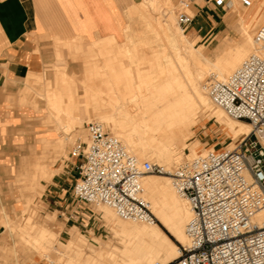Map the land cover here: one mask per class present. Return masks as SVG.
<instances>
[{"label": "bare ground", "instance_id": "obj_1", "mask_svg": "<svg viewBox=\"0 0 264 264\" xmlns=\"http://www.w3.org/2000/svg\"><path fill=\"white\" fill-rule=\"evenodd\" d=\"M135 2L136 9L133 14L130 13L131 17H128L138 26L142 24L141 28L133 30V24L128 26L125 30L126 40L122 42L123 44H117L114 37L110 36L99 39L94 46L97 55L126 56L130 65L136 68L134 72L129 65L125 66L119 62V71L113 72L111 71L113 63L103 65L106 67L105 71H108L104 75L106 76L104 93L107 95L105 100L108 101L109 107L116 109L115 111L108 114L100 113L98 110L104 95L103 97L102 95L99 97L90 95L91 79L97 75L92 72L102 64L96 60V55L94 57L90 54L91 50L94 51L93 47L89 49V55L86 57L91 68L89 66L85 75L71 78L63 71H58L53 84L49 79L41 77L35 79L32 89L43 91L38 93L46 99L45 104L49 113L47 121L54 122L55 128L64 129L67 124L64 133L73 129L77 137L84 141L82 121L84 118L80 111L89 113L90 108L93 114L91 115L97 119L96 121L109 128L139 161L150 158L154 160L153 162L173 168L182 161L181 150L187 146L186 140L193 133V125L199 114L210 112L211 118L224 121L223 117L226 113L210 100L204 90L206 80L209 78L225 79L248 56L263 52L261 46L253 39L258 21H255L252 16L241 22V17H246L252 7H255V14H257L264 8V0H248L249 6L246 9H242L237 0L231 2L230 11L238 17L241 25L240 39L232 42L228 47L218 45L215 55L204 53L201 49H193L187 41L188 38L186 39L184 29L176 24L172 0H165L167 7L164 18L154 15L155 13L152 15L146 9L143 0H135ZM146 2L153 7V11L160 4V0H147ZM134 18L137 19L134 20ZM260 25L264 26V20ZM142 36L144 39H141ZM251 45L253 51L249 53L248 47ZM140 64H146V67L140 69ZM75 79H79L84 87L85 101L82 110L70 89L71 85L76 84ZM132 86L134 88H131ZM90 101L94 102V105ZM128 102L134 103L135 112L128 109ZM88 105L91 107L88 108ZM65 110L71 112L72 120L64 118L62 114ZM233 120L227 122L232 135L235 137L243 133L247 136L250 132L249 123L243 120ZM65 139V136L61 137L56 144L61 152ZM196 147L192 149V154L198 151ZM227 149L232 148L227 147ZM43 171L48 172L47 167ZM162 176L169 180L145 175L141 178V184L154 218L169 230L176 242L171 240L159 223L154 220L148 222L125 220L118 217L110 207L100 205L105 224L109 225L113 235L119 239V245L104 243L103 246H99L92 264H170L178 259L180 248L177 243L182 245L187 243L185 227L191 216V210L187 200L181 197L173 187L171 177ZM5 217V225L11 230L13 222L7 215ZM253 220L258 226H264V208L255 214ZM32 229L33 225L29 216L23 217L17 228L22 239L40 258L45 256L52 261L56 259L59 264H88L90 258L83 262L80 257L83 253L81 238L69 240L70 248L69 251L64 250L66 259H63L59 258L54 251L53 244L57 233L42 226L38 235L32 237ZM4 253L3 262L7 264L11 260V254L9 255L6 250Z\"/></svg>", "mask_w": 264, "mask_h": 264}, {"label": "built area", "instance_id": "obj_2", "mask_svg": "<svg viewBox=\"0 0 264 264\" xmlns=\"http://www.w3.org/2000/svg\"><path fill=\"white\" fill-rule=\"evenodd\" d=\"M193 0H180L177 22L187 25ZM229 0H215L227 7ZM247 5V0H242ZM253 39L262 53L248 56L225 79L209 78L204 90L231 118L249 123L250 132L232 149H208L173 168L139 161L104 124H85L87 141L71 155L80 159L71 195L104 205L125 220L152 221L141 178L169 175L191 216L176 264H264V226L253 218L264 208V26Z\"/></svg>", "mask_w": 264, "mask_h": 264}, {"label": "rangeland", "instance_id": "obj_3", "mask_svg": "<svg viewBox=\"0 0 264 264\" xmlns=\"http://www.w3.org/2000/svg\"><path fill=\"white\" fill-rule=\"evenodd\" d=\"M143 1L147 7L146 9L152 15L155 13L154 15H157L160 18H164L163 17L164 12L167 7L165 0L164 1L160 0V4L158 5L159 8L157 6V9L154 10L155 12L153 11V7L149 6V4L146 2L147 0H143ZM233 1L229 0L228 1L229 6L227 5V7L223 9L224 7L216 5L215 0H193L190 9L188 11V15L191 18V21L187 25H180L177 22V11L179 9L180 0H172V10L176 18V24L178 27L184 29L186 39L188 38L187 41H189L193 49L195 50L201 49L204 53L212 55L214 52L213 49L216 50L218 45L220 44L225 45L229 40L238 41L240 39V31L238 29V26L241 28V25L238 22L239 19L238 17L234 16V12L230 11L231 2ZM237 1L242 9L248 8L249 2L247 5H245L242 3V0H237ZM119 2L124 12L126 24H125V29L121 33V35L117 39L114 38V40L117 44L118 43L123 44L126 40V36H125L126 28L128 26H132L133 24V28H134L133 30H136V29H140L142 24L139 23L140 25L138 26L137 23H133L132 20L129 19L131 17L130 13L133 14L134 10L136 9L135 0H119ZM198 2L200 5H209L208 14L210 15V18H212L215 21V23L218 22L221 23L216 26V30L213 31L212 34H210V36L208 37L206 35L207 33L203 34L201 32L199 33L193 32V34H191L193 22L197 17V14L193 9V5ZM255 11H256L255 7L250 8L248 15H246V17L243 18L241 17V22H243V20L246 21L247 19L253 16L255 18L254 20L258 21L255 27V29H257V27L260 26V24L264 20V8L258 11L257 14H255ZM133 17L135 16L133 15ZM136 19L137 18H134V20ZM214 21H212V24L214 23ZM224 23L225 25L228 26L229 29L217 33V31L220 30V28L223 26ZM215 34L218 35L216 36ZM104 38L107 37H98L94 40L95 42L86 41L85 39H81L79 37L76 39L74 38L72 47H75L74 44L78 45L81 53L80 51L75 52V55L74 54L73 55L76 57V59H73L72 58L73 55H71L69 52V47L67 45H63V46L61 45V47L66 50L67 56L65 59L64 55H61L60 58L58 59L60 63L66 64V70L68 73L70 74L76 73L77 75H74L75 77H77L78 75L83 76L88 72L90 66V64L88 65V61L86 59L87 55H89V51H90L89 49L94 48L93 49L94 51L91 50L90 54H92L94 57L96 55L97 56L96 60L99 62V64L101 63L102 64L98 69L92 72L93 74H97V75L91 79L92 84L89 87V92L90 95L93 97H99L100 95H102L103 97L104 95L103 99H101L100 102L101 107L98 111H100V113L104 112L108 114V113H112L116 109L109 107L110 105L108 101L105 100L107 95L104 93L106 89L104 86V81L106 79V76L104 75L106 72L108 73V71H105L106 67L103 65L106 63H113L111 70L113 72L119 71L120 69L118 65L119 62H122L125 66L129 65V67L134 72L136 71V68L134 65H130L129 59L126 56L116 55L115 57V55H110L108 57L106 55H100V54L97 55L94 46L99 42V39H104ZM223 38H226L225 42L220 40ZM141 39H144V37L142 36ZM248 50L249 53L253 51V46L252 45L249 46ZM79 61L83 65V71H82L81 63ZM54 64L55 63L48 65L46 67L45 76L47 78L50 77L49 75L56 69ZM145 67L146 64L139 65L140 69H143ZM80 80H82V78ZM80 80L75 79L76 84L71 85L70 89L75 95V98H77L79 107L82 110L83 108L82 105L84 104L85 99L83 97L84 87ZM131 88H134V86H132ZM36 91L30 88L27 93L28 98L26 99L25 102L20 101V98L23 96V94H21L22 91H20L15 97L8 98V100H10L12 103L11 106L15 107L16 105L17 106L29 105L36 110V113L38 115L36 120L39 123V126L37 127L40 129V132L30 131V133H33L34 138L35 137L37 138L34 139V141L32 142L30 141V143H26L27 146L24 149L23 157L17 159L16 161H12V163L10 162L11 164L9 165V167L7 166L4 167L0 165V264H5V262H3L4 260L3 253L5 252V250L7 251V253H9V255L11 254V260H9L7 264H40L42 261H43L42 264H59L56 259L55 261H52L50 258L45 256L40 258V256L37 253H35V251L31 248V246L22 239V237L18 233L17 228L19 224L22 222L23 217L25 216L30 217V222L33 225V229L31 232L32 237L38 235V232L42 226H44L45 228L47 227L48 230L54 233H57L56 240L53 245H54V251L59 256V258L66 259L64 250L69 251L70 247L68 245H69V240L71 238H75V239L81 238L83 240L82 242L83 253L81 254L80 257L83 260V262H85L87 258L88 259L90 258L88 264H92V261L95 258L99 246H103L104 243L119 245V239L113 235L112 229L109 227V225L105 224V220L102 217L101 206L82 203L78 201L75 197H71L70 200H68L69 206L67 209L57 206L56 207L48 206L46 204L45 188L47 183L51 181L54 175H57L62 172L63 166L66 163H68L70 166L71 163H74L73 168L78 175V166L80 164V159L78 157L72 156L71 151L77 144L80 143L83 144L87 141L85 124L89 121H96L97 119L94 118V116H92L93 114L92 112H90L91 109L89 108L91 106L88 105L89 113L88 112L84 113L83 111H80V114L84 118V120L82 121L84 123L83 128L85 133V140L84 141L80 140V138L77 137L75 130L73 129L68 130L69 132L65 131L64 133L67 124L66 126L64 124L63 125L65 126L64 129H61V128H55L54 122L51 121L52 123H50L49 121H46L48 116V111L45 104L46 99H44V97L38 93V92L42 93L43 92L42 90L41 91L36 90ZM40 96H42V98ZM91 104L94 105V102H91ZM127 105H128V109L130 108V111L135 112L136 108H134L133 102L132 103L128 102ZM215 108L216 107H214V110H216ZM66 112L67 111L65 110V113L62 114L64 118H66L67 120H72L73 115L72 114L70 115L71 112L69 110L67 113ZM223 120L224 121H217L215 118H211L210 112L199 114L195 120V124L193 125V133L186 140L187 146L185 148H182L181 150L182 161L184 159H188L193 155H196L208 149H222L227 147L234 148L235 145L238 144L239 141L246 134L239 133L234 137L227 126V122L234 120L229 116H227L226 114L224 115ZM107 129L110 130L109 128ZM69 134L71 135V137H69L70 136ZM63 136H65L66 139L64 140L63 149L61 148V150H63L62 151L63 154H62V152L57 149L56 144ZM195 146H197L196 148L198 149V151L196 152V154H192V149ZM47 155L48 157H45ZM38 158L44 161L43 166L44 168L47 167L48 172H44L41 167H38L37 169L32 168L35 161ZM145 160L151 162L154 161L150 158ZM148 175L161 179L167 178L162 176L164 174H148ZM167 180L169 179L167 178ZM76 181L77 178L74 181V184ZM71 207L74 208L75 211H69ZM66 210H68L69 212H66ZM79 213L83 214V218H79L78 216H76ZM6 215L11 220V222H13L12 223L13 228H11V230L9 229L10 227H7V225H5L4 220L6 218L5 217ZM153 220L156 223H159L162 230L168 235V237L171 240L176 242V240L170 234L169 230L166 227L160 224V222L157 221L154 217ZM3 221L4 223H2ZM15 226L16 228L14 229ZM177 245L180 249L182 248V244L177 243ZM176 262L177 259L172 261L170 264H176Z\"/></svg>", "mask_w": 264, "mask_h": 264}, {"label": "crops", "instance_id": "obj_4", "mask_svg": "<svg viewBox=\"0 0 264 264\" xmlns=\"http://www.w3.org/2000/svg\"><path fill=\"white\" fill-rule=\"evenodd\" d=\"M193 9L197 17L191 34L201 32L210 36L221 23L210 18L209 5L198 2ZM125 24L119 0H0V165L9 167L12 161L23 157L26 143L37 138L30 131L40 132L36 110L29 105L11 106L8 98L22 91L20 101L25 102L35 79L47 78L45 69L53 63L56 69L47 78L52 84L58 71L69 77L77 75L68 73L66 64L59 62L61 55L65 59L67 56L61 45H67L70 54L75 55L80 48L76 44L72 47L74 38L94 41L98 37L112 36L117 39ZM227 29L224 23L217 33ZM238 29L240 31L241 28L238 26ZM220 40L225 42L226 38ZM232 42L234 40H229L224 46L228 47ZM213 51L215 55L216 51ZM74 55L72 58L76 59ZM81 67L83 71L82 63ZM43 162L38 158L32 168L41 167L43 170ZM73 164L66 163L62 172L47 183L48 206L68 208V200L73 197L71 189L78 178ZM69 211L75 209L71 207ZM76 216L83 218L82 213Z\"/></svg>", "mask_w": 264, "mask_h": 264}]
</instances>
